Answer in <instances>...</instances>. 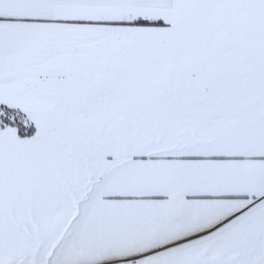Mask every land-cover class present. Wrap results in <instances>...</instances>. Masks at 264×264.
Instances as JSON below:
<instances>
[{
    "label": "snow or ice",
    "instance_id": "obj_1",
    "mask_svg": "<svg viewBox=\"0 0 264 264\" xmlns=\"http://www.w3.org/2000/svg\"><path fill=\"white\" fill-rule=\"evenodd\" d=\"M0 264H264V0H0Z\"/></svg>",
    "mask_w": 264,
    "mask_h": 264
}]
</instances>
